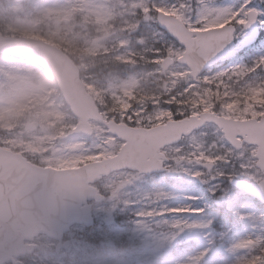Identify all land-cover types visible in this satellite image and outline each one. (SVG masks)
Wrapping results in <instances>:
<instances>
[{
	"label": "clouds",
	"instance_id": "obj_1",
	"mask_svg": "<svg viewBox=\"0 0 264 264\" xmlns=\"http://www.w3.org/2000/svg\"><path fill=\"white\" fill-rule=\"evenodd\" d=\"M101 2L103 20L89 11H48L70 7L66 0H0V140L10 141L0 148V181L12 185L28 173L38 177L24 203L0 218V264H138L127 255L133 242L88 244L76 232L62 231L57 217L76 200L94 215L131 209L155 170L191 175L197 166L219 167L231 173L225 175L229 181L245 178L254 189L249 197H264V154L252 143L264 138V103L252 99L264 91V81L252 79L264 60L205 74L206 64L197 71L149 27L161 17L172 22L179 17L157 11L154 0ZM229 23L189 31L209 37ZM128 59L132 63L124 62ZM75 145H81L78 151L71 150ZM81 156L88 162L77 171H55L61 161ZM145 158L158 167L149 170ZM70 180L78 189L60 192L56 210L50 211L47 194ZM157 194L148 199L162 200ZM259 222L264 225V216ZM187 228L171 223L169 242ZM240 250L245 255L235 264L264 257L256 238L229 249ZM205 255L185 264H201Z\"/></svg>",
	"mask_w": 264,
	"mask_h": 264
},
{
	"label": "rangeland",
	"instance_id": "obj_2",
	"mask_svg": "<svg viewBox=\"0 0 264 264\" xmlns=\"http://www.w3.org/2000/svg\"><path fill=\"white\" fill-rule=\"evenodd\" d=\"M66 2L70 4V7H54L48 11L54 14L89 11L97 13L99 20L105 18L101 0H66ZM125 2H129V0H125ZM162 2L171 5L177 3V0H162ZM206 2L212 6L234 7L242 3L243 0H206ZM256 2L257 0H253V3ZM191 4L193 9L191 18L195 21L199 16V0H191ZM161 12L165 11L161 10ZM165 13L170 14L169 12ZM221 26H212V28ZM9 27L12 28L11 25ZM149 27L157 36L162 35L163 43L169 45L175 44L178 47H182L159 29L157 24L150 25ZM32 35L35 38H39L35 33H32ZM239 35H247V31L244 30ZM251 52H254L256 55L255 57L251 55L254 63L256 59L264 58V44L250 48L235 59H232L228 64L213 68L205 74L216 75L220 72H226L230 69L244 66L243 58L250 55L249 53ZM124 62L132 63L130 59ZM123 106L127 107V105ZM5 143H10V141L5 142L0 140V146L3 147ZM80 147L81 145H75L71 150L78 151ZM96 158L102 159L104 157L102 153H96ZM87 162L88 159L81 156L75 159L61 161L56 169L76 168ZM236 167L239 168V165L237 164ZM195 171L204 172L206 175L201 178H196ZM230 174L219 167L207 171L203 167L197 166L196 169L191 170V175L189 171H177L172 173L164 172L163 174L147 177L140 187L138 203L133 208L128 209V211L136 215L139 211L156 210L163 212L164 215L162 217L144 218L143 221L139 219L131 222L135 226L136 232L133 238L127 237V240L130 242L135 241V243L143 245L141 250H137V247L134 249V252L139 255L137 260L140 262L141 260H145L144 264H171V260L174 261L177 257L174 253L178 250L180 253L189 251L187 254H181L179 261L176 263L185 264L189 259L209 249V256L204 257L203 264H235L238 258L243 257L245 255L243 250L230 252L229 249L241 239L264 237L262 234L263 230L260 229L262 225L259 222V218L264 216V206H260L255 201L249 200L240 191L234 189L230 185L229 180L225 179V175ZM237 178L245 179L243 177ZM157 193H166L167 196L155 202L148 199V197L154 196ZM175 208H187L189 211H168V209ZM132 209L134 210L132 211ZM200 209H204V212L201 213L199 211ZM125 211L109 210L103 214L95 215L100 221L98 222L99 227L96 228L95 226L90 230L88 229L89 231H85V228L78 227L73 229V231L82 240L92 245L98 244L101 240L107 242H125L126 232L128 234L130 231L117 227L115 218H113V216ZM209 211H214L218 215L215 216V213ZM242 216L249 217V219L243 220L241 219ZM109 218L112 222L105 223L104 220ZM215 220L220 230V237L218 238L216 237L215 230L211 228ZM175 221L188 225H200V227H189L185 229L177 237L175 242L170 243L168 226ZM209 223L210 226H207ZM237 227L239 228L238 231L235 230ZM148 236H150V239L146 241ZM179 241L183 242V248L177 246L176 243ZM252 243L254 244L255 242Z\"/></svg>",
	"mask_w": 264,
	"mask_h": 264
},
{
	"label": "snow or ice",
	"instance_id": "obj_3",
	"mask_svg": "<svg viewBox=\"0 0 264 264\" xmlns=\"http://www.w3.org/2000/svg\"><path fill=\"white\" fill-rule=\"evenodd\" d=\"M157 11L164 10L171 16L179 17V22H172L164 17L160 18L159 23L173 34L182 47L175 44L168 45L172 50L185 55L189 63L198 71L203 65L209 67H220L226 61L235 59L251 47L264 44V0H243L242 3L234 7H221L209 5L206 0H199V16L193 21L191 18L192 4L191 0H177L175 4H166L162 0H154ZM229 23V27L222 32H215L209 37H197L189 31V28L195 30H210L212 26H221ZM256 26L258 35H239L245 29ZM259 60H264L261 58ZM258 60V61H259ZM211 62V63H210ZM246 68L239 66L226 72ZM223 72H220L221 74ZM252 143L258 149L259 154H264V138H253ZM259 158V155H258ZM144 163L149 170L158 167L154 160L145 158ZM197 178L199 176L197 175ZM38 177L28 173L16 184L6 185L0 181V188H3L4 197L7 198L9 193L19 191L21 188L30 187ZM215 194V193H213ZM161 198H166V193L157 194ZM201 213L204 209L199 210ZM210 226V223L209 225ZM188 227H200V225H188ZM257 245H264V237L256 238ZM209 250L204 251L205 256Z\"/></svg>",
	"mask_w": 264,
	"mask_h": 264
},
{
	"label": "water",
	"instance_id": "obj_4",
	"mask_svg": "<svg viewBox=\"0 0 264 264\" xmlns=\"http://www.w3.org/2000/svg\"><path fill=\"white\" fill-rule=\"evenodd\" d=\"M163 15L169 16L166 14H163ZM159 25L161 28L168 31L173 36V34L166 28V26L162 24H159ZM251 28H253L254 30V33L252 36L258 35V33H256V26L253 25ZM208 67L209 65H206L204 70ZM2 163L3 162L0 161V164ZM77 170H65V171H58V172H74ZM160 171L161 170H155L154 172H160ZM232 184H234L235 186H238L240 189L247 191L248 193H251L254 191V189L252 188V185H250L248 182H245V181H232ZM30 188L31 186L26 187V188H21L19 191L11 192L9 193L7 198L4 197L3 188H0V218H3L4 215L7 212H9L12 208H14L15 206L23 204L25 195L30 190ZM77 189H78V184L74 180H70L67 184L61 185L58 192L47 194L45 198V202H46L48 209L50 211L56 210L60 192H74ZM259 198H261L264 201V197H259ZM83 204H85V202L82 200L73 201L59 213L57 217V226L62 231L67 230L68 227L75 222H85L87 224L90 223L89 209L86 206L82 207Z\"/></svg>",
	"mask_w": 264,
	"mask_h": 264
},
{
	"label": "trees",
	"instance_id": "obj_5",
	"mask_svg": "<svg viewBox=\"0 0 264 264\" xmlns=\"http://www.w3.org/2000/svg\"><path fill=\"white\" fill-rule=\"evenodd\" d=\"M246 60L248 61V67L254 66L257 62L255 61L254 63V61L249 60L248 58ZM252 79L256 82L264 81V69H259L256 73L252 74ZM252 99L256 103H264V91L257 90L256 94L253 95Z\"/></svg>",
	"mask_w": 264,
	"mask_h": 264
}]
</instances>
